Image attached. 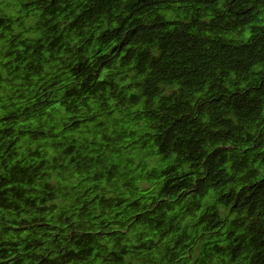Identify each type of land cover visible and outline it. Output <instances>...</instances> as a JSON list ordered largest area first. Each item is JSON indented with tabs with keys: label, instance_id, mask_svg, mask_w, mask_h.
<instances>
[{
	"label": "trees",
	"instance_id": "obj_1",
	"mask_svg": "<svg viewBox=\"0 0 264 264\" xmlns=\"http://www.w3.org/2000/svg\"><path fill=\"white\" fill-rule=\"evenodd\" d=\"M0 264H264V0H0Z\"/></svg>",
	"mask_w": 264,
	"mask_h": 264
}]
</instances>
